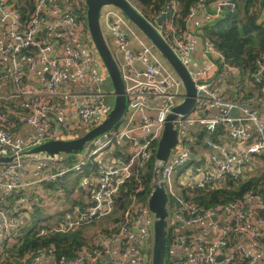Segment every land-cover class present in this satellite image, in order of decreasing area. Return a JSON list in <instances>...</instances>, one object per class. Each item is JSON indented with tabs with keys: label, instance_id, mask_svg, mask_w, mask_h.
I'll return each instance as SVG.
<instances>
[{
	"label": "built area",
	"instance_id": "2783aa9c",
	"mask_svg": "<svg viewBox=\"0 0 264 264\" xmlns=\"http://www.w3.org/2000/svg\"><path fill=\"white\" fill-rule=\"evenodd\" d=\"M229 4L230 0H218L214 16L219 15L222 6ZM201 8H205V3L192 7L189 20ZM262 14L264 16V7ZM158 19L152 23L156 25ZM100 22L125 84V113L115 127L93 138L82 151L74 154L75 160L70 166L61 162L65 155L0 163V185L6 187L11 195L22 190L28 193L14 204L0 203V250L22 234V228L14 226L25 209L23 202L30 204L32 196H43L49 204L50 199L61 194V189L57 193H46L41 184L55 182L60 188L64 174L70 170L83 172L80 187L89 191L92 204L84 211L76 209L72 214H66L57 224V230L69 231L110 214L121 186L133 176L141 182L140 171L153 156L156 158L158 141L169 113L185 100L183 81L119 8L103 6ZM168 27L173 29L171 23ZM157 28L161 33L162 25ZM63 35L67 37L66 42L59 37ZM162 36L188 67L193 33L187 29L178 35L173 29L168 38ZM83 46L88 48L86 53ZM203 52L206 66L198 69L188 67L197 90L195 107L174 118L178 142L166 161L156 159L155 162L153 188L155 184H162L168 196L175 195L173 178L179 168L182 169L179 176L182 182L203 187L207 181L215 182L222 175L243 176L249 163L264 152V103L259 104L256 97L228 99L216 78L219 69L216 61L223 58L222 52L208 40H204ZM41 66L50 75L45 81L39 72ZM257 66L252 78L264 95V58L257 61ZM229 72L234 73L236 69L226 65V73ZM66 79L76 86V90L63 87L61 83ZM9 80L12 81L11 86ZM106 81L111 82L90 35L87 17L79 19L69 7L63 8L57 0H36L33 13L25 19L8 0H0V101L6 100L0 102L3 107L0 109V157L19 156L47 140L78 138L102 124L114 105V97L108 98L109 95L114 96V90H106ZM8 100H17L18 103L22 100L30 105L31 110L9 106ZM215 108L221 111L213 112ZM231 109H237L240 114L230 117ZM18 120L37 132L23 145L15 144L11 132ZM219 126H223L226 132L219 141H214L210 135ZM192 127L201 129L198 134H205L206 152L199 167L189 165L193 148H198L197 136L190 131ZM226 139L242 144L244 155L228 150ZM5 165L6 168L3 167ZM29 168L34 169L33 178L23 181L20 176L28 174ZM141 188L139 185L136 192ZM255 199L248 194L243 200L208 209L197 203L180 201L179 208L170 210L168 202L167 238L169 233L171 236L167 242V254L194 251L193 260L188 258L177 262L171 259L168 264H231L234 251L226 249L231 230L249 234L253 239L262 237V232L250 224V215L264 208ZM138 207L133 196L116 232L100 239L96 243L97 248L82 247L77 256L64 264H101L113 244L123 245V255L127 256L130 239L136 231L152 240L153 224L151 221L147 225L144 223V214L150 211L136 212ZM230 214H234L231 223L219 221L221 216ZM214 217L218 219L213 220ZM258 221L264 225V217H258ZM187 229L198 231L187 237L181 234ZM237 247L250 259V264L257 262V257L242 243ZM260 249L261 263L264 264V247ZM134 252L140 264H151V254L145 253L143 248H136ZM218 257H221L219 261ZM50 258L41 253L33 257L31 264ZM0 264L22 263L1 260ZM115 264L125 263L117 261Z\"/></svg>",
	"mask_w": 264,
	"mask_h": 264
},
{
	"label": "trees",
	"instance_id": "16d2710c",
	"mask_svg": "<svg viewBox=\"0 0 264 264\" xmlns=\"http://www.w3.org/2000/svg\"><path fill=\"white\" fill-rule=\"evenodd\" d=\"M15 8L28 19L34 11L36 0H8ZM150 22H155L161 14L163 7H167L161 33L168 38L173 29L176 34L182 35L188 29L189 13L191 8L199 3H205V8L211 11L210 6L214 4L215 9L210 12L212 19L204 24L199 35L204 39L211 41L219 49L223 58L217 60L218 72L216 78H222L226 82L222 93L228 99H248L256 97L259 104L264 103V95L261 93L260 85L253 82V74L257 71V61L264 58V16L262 8L264 0H230L229 5L222 6L218 16L216 13V2L218 0H129ZM63 7H69L79 19L86 18L85 0H57ZM171 23L172 28L168 27ZM226 65L236 69V72L226 73ZM226 73V75H222ZM9 85L12 81L9 80ZM109 90H113L109 82ZM2 91V90H0ZM1 100L0 102H5ZM9 106H15L17 109H23L17 100H8ZM1 104V103H0ZM0 109L3 107L0 106ZM25 110V109H23ZM27 111V110H25ZM22 121L18 120L16 126L11 128V132L19 126ZM226 130L219 126L215 132L210 135L214 141H219L224 137ZM205 134L197 135L196 141L198 148H205ZM193 148V156L189 165L199 167L204 161V155L197 156L199 149ZM261 160L264 164V153L258 154L255 158ZM75 160L74 155H65L61 160L63 164L70 166ZM156 158L153 156L145 168L140 171L139 182L133 176L123 186L115 196L113 211L101 218H95L91 223L84 224L81 227L69 230H57V224L63 221L66 214H72L73 211L86 210L92 204V198L89 191L80 187V182L84 178L83 172L70 170L66 172L60 183L44 182L41 188L46 193H57L61 189V194H56L55 199L62 205L68 207L60 210L56 215L47 214L45 210L49 206L48 201L43 196L30 198V207L25 208L24 212L29 215L22 228V234L13 243L5 244L0 250L1 260H14L22 264H31L33 257L44 253L53 258V264H64V262L77 256L82 247L97 248L96 243L107 236L112 235L117 230V225L122 220L126 209L132 203V197L135 196L139 207L136 212L148 209V198L153 190V177ZM96 167V164L94 165ZM6 168L7 166H3ZM182 169L179 168L174 175L173 184L176 188L175 195L169 194V208H179L180 201L197 203L205 209L220 204H228L243 200L250 194L254 198L264 196V166L256 174L244 178L239 176L235 178L231 175H222L215 182L207 181L203 187H195L191 183L182 182L179 179ZM141 185V190L136 192L137 187ZM26 191L22 190L11 195L9 204H14L16 200L25 196ZM28 194V193H27ZM88 195V196H87ZM86 196V198H85ZM258 217H264V208L257 210ZM102 221L100 228L90 236L85 232L89 225H96ZM198 229L183 230L181 234L188 237ZM239 232L231 230L228 233V243L226 249H233L234 258L231 264H250V259L246 258L238 249L240 242ZM169 241L171 233H169ZM254 240V239H253ZM257 246L264 247V232L262 237L256 238ZM181 262L188 260L185 254H167L165 264L169 260ZM101 264H106L102 258ZM115 264V263H107ZM207 264V263H204Z\"/></svg>",
	"mask_w": 264,
	"mask_h": 264
},
{
	"label": "water",
	"instance_id": "95a60500",
	"mask_svg": "<svg viewBox=\"0 0 264 264\" xmlns=\"http://www.w3.org/2000/svg\"><path fill=\"white\" fill-rule=\"evenodd\" d=\"M105 5H113L119 8L127 18L153 43L160 54L171 65L176 74L183 81L186 97L182 104L176 106L169 113L161 138L158 141L156 159L164 162L170 155L171 150L178 142V130L174 128L173 120L178 114L190 112L196 103L197 90L195 82L190 75L189 68L180 60L158 28L163 24L167 7H163V14L159 17L157 24L148 21L143 14L129 0H86L87 25L95 48L101 57L114 90V105L107 119L99 126L74 139H52L21 153L19 156H2L0 163L6 164L17 160L55 158L60 155H74L82 151L85 144L93 138L115 127L125 113L127 99L125 84L112 53L107 43L100 22L101 9ZM237 109H231L230 117H236ZM126 141V138H124ZM260 201L264 203V196ZM168 202L169 196L162 184H155L148 198V209L154 216L151 264H165L167 256V227H168ZM214 217L213 220H217ZM221 257H218V261Z\"/></svg>",
	"mask_w": 264,
	"mask_h": 264
},
{
	"label": "crops",
	"instance_id": "0c3cea01",
	"mask_svg": "<svg viewBox=\"0 0 264 264\" xmlns=\"http://www.w3.org/2000/svg\"><path fill=\"white\" fill-rule=\"evenodd\" d=\"M211 11H208L207 8H201L198 10V12L189 20L188 22V31L193 33V38H192V55L190 56V58L187 61V65L190 69H198V68H202L204 66H206V57L204 55L203 52V48H204V39L199 35V30L200 28L206 24L210 19H212V15H210V12H213L215 9L214 4L210 6ZM55 37V36H52ZM61 38V41L66 42L67 37L65 35L63 36H59ZM82 50L84 53L87 52L88 48L87 47H82ZM39 72L41 74L44 75L43 80H47L50 75L47 73L48 70L44 67L41 66L39 69ZM219 85L221 87V89H223V87L225 88L226 86V82L224 80H222L221 77H219ZM106 85L105 88L106 90H109V85L110 83L108 81H106ZM64 88L67 89H71V90H76V86L70 81V80H64L62 83ZM224 90V89H223ZM111 97V98H110ZM114 96L109 95V100L112 99ZM19 105L22 106L23 109L25 110H31V107L29 104H27L26 102H23L22 100L19 101ZM221 111V109L219 108H215L213 112H218ZM211 114V113H210ZM247 129H249L250 127L247 125L246 126ZM190 131L197 136L198 132L201 131L200 128L196 129V127H192L190 128ZM37 132L36 130H34L33 128H31L30 126L26 125L24 122H21L19 124V126L14 130L13 132V136H14V142L16 145H23L25 140H27L28 138H31L33 136H36ZM225 146L227 147L228 150H230L231 152L236 153L239 156L244 155L245 153V147L240 144V143H234L229 139L225 140ZM199 149V148H198ZM200 153L197 155H201L203 154L205 156V152L206 149L205 148H200L198 150ZM264 153V152H263ZM201 155V156H203ZM264 164L261 162V160H259L258 158L255 161H251L248 165V167L245 170V174H243V177L246 178L249 175L252 174H256V172L263 168ZM33 168H29L28 169V174L25 175H21V179L23 181H27L33 178ZM25 195H28L27 192L25 193ZM262 197V196H261ZM259 198L255 199V202H257L258 204H263ZM11 198V193L7 190L6 187H4L3 185H0V203L2 204H9L8 201ZM86 198V196H85ZM23 204L25 205V208L30 207V204H28L26 201L23 202ZM27 217L28 214H26L24 211L22 214H20L16 221H15V228H24L25 223L27 221ZM154 218L153 214L150 212H145L144 214V223L145 225L149 224L151 219ZM234 219V214H230V215H223L221 216L219 221H222L224 223H231ZM152 222V221H151ZM250 224L251 226L256 229L258 232H264V225L261 224L258 221V215L257 213H253L250 215ZM96 230L93 232L95 233ZM0 236H1V232H0ZM240 242L247 248V250L253 254L254 256L257 257V262L255 264H262V250L257 246V241H255V239L253 240V238L247 234H240ZM123 245L120 244H113L112 247L110 248V251L107 252L104 256H103V260L104 262L107 263H115L117 261H123L125 264H140L137 260L136 254L134 252V250L136 248H143L145 253H147L148 255L151 254V249H152V240L150 238H144L141 236V234L136 231L132 238L130 239V252L127 256L123 255ZM175 254H185L189 259L193 260L194 259V251H176ZM37 264H53V259H42L40 260Z\"/></svg>",
	"mask_w": 264,
	"mask_h": 264
},
{
	"label": "rangeland",
	"instance_id": "374dc122",
	"mask_svg": "<svg viewBox=\"0 0 264 264\" xmlns=\"http://www.w3.org/2000/svg\"><path fill=\"white\" fill-rule=\"evenodd\" d=\"M114 102V101H113ZM49 206L48 209L45 210V215L47 214H52V215H56L60 210H63L65 208H67L68 206L67 205H62L61 203L57 202L56 200L54 199H50L49 200ZM152 221V224L154 222V218L151 219ZM102 223V221H98L96 223V225H88L86 228H85V232L87 233L88 236H90L91 234H93V232L95 230H98L100 228V224ZM153 227V226H152ZM153 231V230H152Z\"/></svg>",
	"mask_w": 264,
	"mask_h": 264
}]
</instances>
